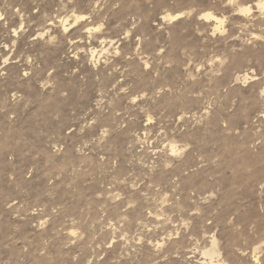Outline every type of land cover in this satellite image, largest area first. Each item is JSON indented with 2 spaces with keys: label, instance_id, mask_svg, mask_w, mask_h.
<instances>
[{
  "label": "rangeland",
  "instance_id": "rangeland-1",
  "mask_svg": "<svg viewBox=\"0 0 264 264\" xmlns=\"http://www.w3.org/2000/svg\"><path fill=\"white\" fill-rule=\"evenodd\" d=\"M258 1L0 0V264H264Z\"/></svg>",
  "mask_w": 264,
  "mask_h": 264
},
{
  "label": "bare ground",
  "instance_id": "bare-ground-1",
  "mask_svg": "<svg viewBox=\"0 0 264 264\" xmlns=\"http://www.w3.org/2000/svg\"><path fill=\"white\" fill-rule=\"evenodd\" d=\"M256 4H257V7H258L259 9H264V0H259ZM239 11H240V12H249V11H250V8L247 7V6H246V7H240V10H239ZM176 16H177V14L174 15V16H172V18H174V17H176ZM203 16H204L206 19H213V20L216 22V26L214 27V28H216V29H219L220 26H221V24H222V22H223V19H222V18L216 17V16H214V15H213L212 13H210V12H206V13H204ZM80 17H82V16H77L76 18L78 19V18H80ZM61 20H62V19H61ZM64 20H65V19H64ZM64 23H65V21H64ZM62 25L64 26V28H66L65 24L62 23ZM243 76H244L243 79H246V78L249 77L248 74H244ZM237 77H238V76H237ZM172 150H173V148H172ZM214 253H215V252H214L213 250H208V251L205 252V254L208 255L210 259H212V256H213ZM211 261H212V260H211Z\"/></svg>",
  "mask_w": 264,
  "mask_h": 264
}]
</instances>
